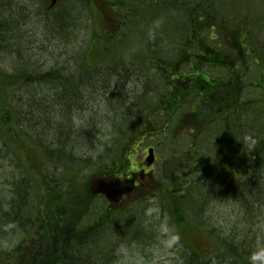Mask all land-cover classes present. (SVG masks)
<instances>
[{
	"label": "trees",
	"instance_id": "trees-1",
	"mask_svg": "<svg viewBox=\"0 0 264 264\" xmlns=\"http://www.w3.org/2000/svg\"><path fill=\"white\" fill-rule=\"evenodd\" d=\"M97 1L98 7L111 1L117 7V13L108 14L115 18L109 22H115L112 31L117 34H109L106 44L95 47L103 54L100 64L90 57L100 35L91 28L98 16ZM69 2L76 5L67 6V13L58 15L59 30H66L69 43L74 41L75 31L88 33L76 51L80 61L70 66L74 67L71 70L60 60L52 61L51 68L40 56L38 63L34 61L35 55L23 48L20 36L24 34L19 33L17 23L4 18L13 1L0 0V60L11 59L8 65L0 62V173L10 177V189L0 202V234L19 228L25 232L35 229L37 235L31 246H24L22 242L27 239L22 238L11 251L0 250V264H118L117 248L124 237L139 232L138 239L144 236L146 230H140L135 214H129L135 211L129 209L131 206L142 209L139 200L127 207L100 205L97 199L95 203L91 196H83L88 193L84 189L70 183L62 187L58 176L67 169L73 171L82 160L75 156V146L67 133L75 123L73 112L91 102H98L101 108L103 102L93 96H108L112 117L106 123L129 128L131 110L136 105L142 107V102L135 101L138 84L147 76L144 70L151 63L160 76L158 88L153 91L157 99L147 101L144 109L154 106L153 110L161 104L166 113L171 106L177 112L186 100L194 105L185 114L180 113L175 123L176 129L187 124L185 138L189 139L186 147L190 151L175 175L194 176V181L177 195L172 176L166 175L171 187L163 192V208L181 235L195 234L204 241V249L216 247L219 255L228 256L233 264H250L257 238H239L242 231L240 236L244 235L243 229L237 235H225L223 227L201 224L196 212L202 203L192 195L194 187L202 195L199 184L208 188L207 193L218 191L224 199L233 200L243 216L239 225L255 220L257 209L264 207V57L247 16L239 22L233 15L235 11L225 10L221 0ZM85 15L90 28L88 24L84 29L76 28L78 23L83 27ZM155 18L163 19V32L164 25H175L171 35L164 32L161 40L153 34L155 46H150L153 48L147 52L146 62L134 57L126 61L127 54L143 56L145 51L133 54L127 50L131 47L126 45L125 36L142 31L143 24H151ZM126 62L141 71L132 83L125 77ZM42 89L46 94L39 91ZM160 94L163 99L158 97ZM111 97L115 103L112 106ZM55 108L60 112L56 113ZM64 132L66 138L60 137ZM90 133L85 130L84 139L94 140L96 133L91 135L93 138ZM118 147L116 156L100 166L107 168L98 176L125 166L130 144L126 140ZM193 159L196 161L191 164ZM53 169L61 172L51 176ZM181 242L186 247L178 256L179 264L204 263L202 249H188L183 239Z\"/></svg>",
	"mask_w": 264,
	"mask_h": 264
},
{
	"label": "rangeland",
	"instance_id": "rangeland-1",
	"mask_svg": "<svg viewBox=\"0 0 264 264\" xmlns=\"http://www.w3.org/2000/svg\"><path fill=\"white\" fill-rule=\"evenodd\" d=\"M12 1L13 7L10 11L4 12V18L12 19L15 21V23H17L19 33L24 34L20 36L24 44L23 48L29 49L28 53H30L32 56L35 55L36 58H33V60L38 63V57L40 56L42 59H44L45 62H49V68L53 67V64H50L52 61L60 60L64 61V64H67V67H69L70 70L73 69L74 67L70 66H76L75 63L80 61V58H78V53H76V51L88 38V33H86L84 30L83 33L82 31H75L73 34L74 41L69 43L66 30L64 29V32L59 30L57 20L59 14L67 13L68 10L64 7H73L76 5V3H72L73 5H71L69 0H61L62 8L44 11L40 7L41 4L39 5L38 0ZM221 1L225 10L228 11L229 9H231L235 11L233 13L239 14H233L238 18L239 22L243 21L245 15L247 16L248 20L253 25V29L255 28V41L260 47V53L262 57H264V0ZM111 3L113 4L112 1ZM98 5L99 4L97 3V6ZM99 7L104 12H107L104 5H101ZM9 12L12 13V15H9ZM84 18L85 21L83 22V27L81 26V23H78L76 28L84 29V24H88L89 27L90 20L88 16L86 17L85 15V17L83 16V19ZM162 22V18H155L151 24L145 22L142 26V31H136L133 32V34L130 36H125L126 38L124 39V41L126 42V45L131 47V51L133 52V54L138 53V51L142 52L143 49V51H145V54L142 57L149 58L148 53H150L153 48L150 46H155L153 34H157V36L161 38V40L165 37V33L171 35V31L175 28V25L170 23V25H164V33L163 31H161L163 24ZM103 23H105V21L97 16L91 28L94 27L99 31ZM106 42L107 41L105 40L104 44H106ZM100 44L101 43L94 44L92 55H103L98 53L97 49H95V47ZM144 61L146 62V58ZM0 62L6 63L8 65V62H11V59L7 58L4 61L0 60ZM39 63L41 64L40 58ZM42 65L46 64L43 63ZM126 65L127 66L125 68L127 69L125 72V77L127 76V79H130L129 81L130 83H132L134 78L141 76V71L137 69V66L134 67L133 65H131L130 62H126ZM154 67L155 65H153L152 63L147 64V69L144 70L147 76L141 79V82H139L138 84V96L136 97L135 101L142 102L143 104L142 107H140V105H136L134 107V110H131V117L129 118L130 120L128 119L130 126L129 128L121 129L120 125L115 122L114 125L112 123H106L105 120L112 117V113L109 110L110 105L109 100L107 99L108 96H93V98L103 102L101 108H98V105H96L98 102H95L94 105L91 102L90 104L88 103L86 106H83L79 112H73L75 113L74 119L76 123H74L71 131L67 133H70L69 140L75 146V156L81 158L82 160L81 164H77L76 168L73 171L67 169L64 171L62 176H58L60 178L59 182L60 184H62V187L64 186V183H70V185L75 188H81L82 186L84 187L87 180L96 175L102 174L100 166L104 165V162H107L108 159L116 156L115 153L119 148V144H123L126 140H128L131 148H134V146H136L135 151L133 150L134 152H129L128 149L126 150V161L124 163L125 166L119 167V173L117 174V176L126 172L129 167L136 170L137 177L139 179V175L142 174V166L146 169V167L143 165V157L146 156V148L152 144L153 146H155L157 159V162L152 169L153 176L156 175L159 178H163L164 180L165 178L167 180L169 179V177H165L166 175L172 176V182L176 190L175 194L177 195L183 194L186 187L189 188L191 180L194 181V176L179 178L175 175V171H178V169L181 168L177 166L184 165V157H186L185 154H190V151H187L186 147L189 139L185 138V135H181L184 127L187 126V124H184L183 127L179 126L178 129H176L177 126L176 124L174 125V123L177 118H175L172 119V121H170L167 126H164L162 128V132H160L161 119L160 117L157 118V115L161 114L164 119V123H166L167 117L171 116L170 113L173 111L172 106L170 107V109H168V111L166 110V113H161L165 108H160L159 110H157V112H155L157 114L155 116V113L153 114L152 110L154 106L148 107L146 109L143 108L147 101H154L157 99V94L153 91L158 88L156 82L158 79H160V76H158ZM109 70L113 71L114 68H109ZM49 86L48 89L50 90ZM128 88L129 87L126 86V89ZM43 89L42 91H39L46 94V90ZM136 89L138 88L136 87ZM158 97H162L161 94ZM113 104H115L114 98L111 97V106ZM59 108H55L56 113L60 112L58 111ZM189 108L190 104L188 103V101H185L183 106L176 113L185 114L189 111ZM131 118H134L133 123H131ZM100 119H104L105 123L103 124L102 120ZM61 129L63 130L62 126ZM146 129H153V131L150 133H146V136H144ZM85 130L91 132L90 138L93 133H96L94 140L84 139L82 133ZM65 133L66 132L59 134V136L62 138H66ZM140 141H142V143L138 144L137 146V143ZM90 144L92 145V149L90 148ZM191 152L192 154H194L193 151ZM205 158H207V156H205ZM195 161L196 160L193 159V161H190V163L193 164V162ZM9 169L13 170L12 168ZM60 172V169H53L50 175L57 176ZM66 174L67 178L65 179ZM4 176V173H0V202L3 201L4 195L10 189V185L9 183H7L10 181V177L4 178ZM117 176L111 177L110 179H115L117 178ZM195 178L197 179L196 175ZM182 180L184 183L183 187ZM163 182L167 184L166 180ZM121 184L123 187L127 188L131 186V181L121 180ZM51 186L54 187L55 183L51 182ZM198 186L201 189L202 195L199 196L200 194L196 192L197 187L192 188V195H197V197H195V201L202 203L201 208L196 212V215L201 224L212 227H223L225 230V235H237L239 232H241L240 230L243 229L244 235L240 236L241 233H243L242 231L238 236L239 238L247 236L249 237V239H251L256 237L257 243L263 241L264 207L262 209H257L254 217L255 220H253L252 222H246L244 225H239L237 224V222L238 220L243 218V216L239 215L237 210L238 207L235 205V202L233 200L224 199V197L221 196V193L218 191H209V193H207V187H204L203 185L201 186L199 184ZM166 187L169 189L171 185L169 184ZM140 190H146L142 194L144 196L148 195V193L152 192V190L154 192H159L158 187L154 188L153 183H151L150 177L146 173L140 180V186H138V189L136 191ZM163 190L165 189H162V191ZM136 191L125 189L123 198H120V196V200H118L121 201L129 195V202L125 204V206L127 207L128 205H133L136 201H138V199L140 198L139 196H141V194ZM118 200L114 201L117 202ZM150 201H156L159 205V212L157 214H154L152 217H147L142 212L144 211L149 201L141 205L142 209L135 206L129 207L130 210H135L129 214L131 216L135 214L133 217L138 222L140 230H146V232L144 236H141L139 239L137 237L142 232H139L138 235L134 237L132 234H129L128 237H124L125 239L121 242V244H126L129 246V260L126 262V264H179L178 256L180 252L183 251V248L185 246L183 242H181V239H183L188 244V249H202L201 252H203L204 254L203 264H233L228 256L221 257L217 252L216 247L209 246L204 249V241H202L200 237H196L195 234L188 235L187 237L181 235L178 228L175 227L172 223L173 221L171 222V220L169 219L166 210L163 208V204H161L159 200ZM112 204L113 203H109L108 205ZM125 206L123 207L125 208ZM161 227L165 229H171V235L168 238L169 243H171L173 237L179 236V240L170 248L161 249L160 247L161 232L158 231V229ZM26 229L28 230L29 227H26ZM34 233L35 229L33 231L31 229L28 232L21 231V229L19 228L18 231L8 229L4 233L0 234V250L4 251L5 253L11 251L12 248L16 246L22 238L27 239L22 242L24 246H31L33 245V242H36L37 240V238L34 237ZM142 242H144L143 246Z\"/></svg>",
	"mask_w": 264,
	"mask_h": 264
},
{
	"label": "clouds",
	"instance_id": "clouds-1",
	"mask_svg": "<svg viewBox=\"0 0 264 264\" xmlns=\"http://www.w3.org/2000/svg\"><path fill=\"white\" fill-rule=\"evenodd\" d=\"M145 215L147 217H152L154 214L159 212V205L156 201H149L144 209ZM7 227H12V225H7ZM158 231L161 232L160 236V247L161 249H167L172 247L179 240V236L172 238L171 243H169V236L171 235V229H165L163 227L159 228ZM117 255L120 257L118 264H126L129 260V246L126 244H121L117 248ZM250 264H264V241L258 242L255 249L249 256Z\"/></svg>",
	"mask_w": 264,
	"mask_h": 264
},
{
	"label": "water",
	"instance_id": "water-1",
	"mask_svg": "<svg viewBox=\"0 0 264 264\" xmlns=\"http://www.w3.org/2000/svg\"><path fill=\"white\" fill-rule=\"evenodd\" d=\"M147 164H151L154 161V154H153V149L149 148L148 149V156L146 157Z\"/></svg>",
	"mask_w": 264,
	"mask_h": 264
},
{
	"label": "flooded vegetation",
	"instance_id": "flooded-vegetation-1",
	"mask_svg": "<svg viewBox=\"0 0 264 264\" xmlns=\"http://www.w3.org/2000/svg\"><path fill=\"white\" fill-rule=\"evenodd\" d=\"M52 0H46V2L44 3V6H43V9H45V10H49V9H52V8H55V7H50L51 6V4H52V2H51ZM55 2H56V0H55ZM50 7V8H49ZM102 196H104V195H102ZM124 196V195H123Z\"/></svg>",
	"mask_w": 264,
	"mask_h": 264
}]
</instances>
